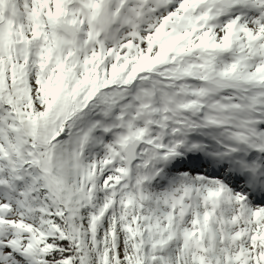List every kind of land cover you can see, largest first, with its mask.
Returning <instances> with one entry per match:
<instances>
[{
    "label": "snow or ice",
    "instance_id": "1",
    "mask_svg": "<svg viewBox=\"0 0 264 264\" xmlns=\"http://www.w3.org/2000/svg\"><path fill=\"white\" fill-rule=\"evenodd\" d=\"M0 264H264V0H0Z\"/></svg>",
    "mask_w": 264,
    "mask_h": 264
}]
</instances>
